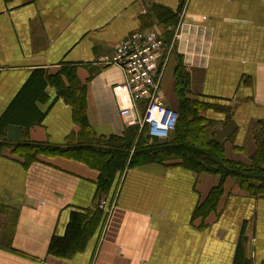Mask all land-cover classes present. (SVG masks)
Wrapping results in <instances>:
<instances>
[{
	"label": "crops",
	"instance_id": "0c3cea01",
	"mask_svg": "<svg viewBox=\"0 0 264 264\" xmlns=\"http://www.w3.org/2000/svg\"><path fill=\"white\" fill-rule=\"evenodd\" d=\"M147 29L166 43L165 105L179 110L180 66L188 98L207 105L203 142L251 165L264 128V0H0V264H264V198L234 178L209 212L201 207L221 178L174 163L126 165L99 198L95 168L43 153L26 164L16 148L81 141L73 108L58 94L70 73L86 89L90 139L122 137L129 127L113 89L125 78L106 58ZM96 207L101 220L84 244L68 257L50 254L72 214Z\"/></svg>",
	"mask_w": 264,
	"mask_h": 264
},
{
	"label": "trees",
	"instance_id": "16d2710c",
	"mask_svg": "<svg viewBox=\"0 0 264 264\" xmlns=\"http://www.w3.org/2000/svg\"><path fill=\"white\" fill-rule=\"evenodd\" d=\"M68 86H60L58 94L73 108V118L80 127L78 145L67 148L44 147L19 144L26 164L33 162L40 153L51 156H63L84 163L99 171V198L106 197L117 176L125 166L134 167L150 163L178 165L196 174L218 175L220 184L214 188L205 204L203 212L213 210L222 194L223 183L234 178L240 189L252 197L264 198V128L255 132L257 150L251 159V165L244 166L228 161L223 147L215 142H203L204 128L200 113L207 108L204 102L188 98L189 77L184 69L177 67L175 72V90L179 101L178 122L173 133L164 144L150 139L146 129L139 130L131 126L122 137L109 140L93 136L86 120L85 86L74 82V74L67 76ZM0 131V152L6 146ZM152 142V143H150ZM132 151V154H131ZM200 213V210L197 211ZM202 213V212H201ZM101 211L96 207L95 214L74 213L63 238H53L49 253L54 256L68 257L80 248L101 220Z\"/></svg>",
	"mask_w": 264,
	"mask_h": 264
},
{
	"label": "built area",
	"instance_id": "2783aa9c",
	"mask_svg": "<svg viewBox=\"0 0 264 264\" xmlns=\"http://www.w3.org/2000/svg\"><path fill=\"white\" fill-rule=\"evenodd\" d=\"M165 47L157 30H139L106 58V64L121 68L125 78L122 86L113 89L119 117L126 127L145 128L152 140H167L178 122V113L167 107L160 95Z\"/></svg>",
	"mask_w": 264,
	"mask_h": 264
},
{
	"label": "water",
	"instance_id": "95a60500",
	"mask_svg": "<svg viewBox=\"0 0 264 264\" xmlns=\"http://www.w3.org/2000/svg\"><path fill=\"white\" fill-rule=\"evenodd\" d=\"M166 142V140H159L160 144H164Z\"/></svg>",
	"mask_w": 264,
	"mask_h": 264
}]
</instances>
